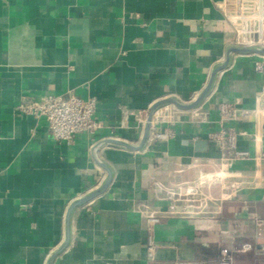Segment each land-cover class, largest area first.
Wrapping results in <instances>:
<instances>
[{
  "label": "crops",
  "instance_id": "0c3cea01",
  "mask_svg": "<svg viewBox=\"0 0 264 264\" xmlns=\"http://www.w3.org/2000/svg\"><path fill=\"white\" fill-rule=\"evenodd\" d=\"M223 2L0 0V264H177L253 240L264 217V174L254 160L235 164L240 187L208 214H160L153 223L140 212L171 205L151 175L181 182L207 171L192 164L219 158L208 135L223 125L242 133L239 148L255 156V118L223 121L219 105L264 107V72L254 67L264 53L234 51L242 48L223 32L202 27L223 19ZM207 89L194 108L175 103L193 104ZM50 95L95 99L101 129L67 144L45 118L18 112L21 102ZM155 108L169 121L159 130L174 136L143 143ZM234 264H264V252L236 254Z\"/></svg>",
  "mask_w": 264,
  "mask_h": 264
},
{
  "label": "built area",
  "instance_id": "2783aa9c",
  "mask_svg": "<svg viewBox=\"0 0 264 264\" xmlns=\"http://www.w3.org/2000/svg\"><path fill=\"white\" fill-rule=\"evenodd\" d=\"M219 8L223 11L222 20H202L205 30L223 32L233 48L257 49L264 53V0H225ZM259 73L264 72V62L257 61L254 65ZM236 102H224L219 105V112L223 121H237L255 118L257 130L252 134L255 142V156L249 150L239 148L238 137L240 132L235 128L215 130L208 135V141L214 145L219 158L207 161H196L193 167H206L199 178L181 182H166L151 175V188L155 193L161 194L163 200L171 203L169 210H151L144 205L140 212L147 214L153 223L161 220L160 214H182L184 216H201L208 214L210 205L232 197L241 183V175L234 170L236 163L254 160L260 164L264 174V150L261 147L262 130L264 129V107H240ZM20 114L45 118L48 122L52 137L56 141L70 144L79 134H96L102 127L96 119V100L80 99L76 96L64 98L62 96H46L40 101L25 100L18 107ZM162 109H153L150 118L149 136L151 139L167 140L174 136L171 129L159 130V125L165 119L157 117ZM161 119V120H160ZM169 122V121H167ZM223 123V122H222ZM219 190L217 195L214 190ZM176 207H181L179 212ZM255 231L252 241L235 243L232 247H224L214 259L198 260L194 262H179L177 264H234L235 256L246 252H264V217L255 219ZM149 254L152 256L156 250L153 240L149 242Z\"/></svg>",
  "mask_w": 264,
  "mask_h": 264
},
{
  "label": "water",
  "instance_id": "95a60500",
  "mask_svg": "<svg viewBox=\"0 0 264 264\" xmlns=\"http://www.w3.org/2000/svg\"><path fill=\"white\" fill-rule=\"evenodd\" d=\"M234 51H237V52H251L250 50H247V49H236ZM209 89V88H208ZM208 89L205 90V92L200 96V98H198V100L196 102H194L193 104H190V105H181V104H178L177 102L176 105H178L179 107L183 108V109H191V108H194L196 107L202 100L203 98L206 96V94L208 93ZM149 130H150V119L148 120L147 124H146V129H145V134H144V139H143V143L145 142V140H147V137H148V134H149ZM123 145H126L128 146L127 144H123ZM198 145L200 146L199 148L200 149H203L205 148L207 145H208V142L207 141H199L198 142ZM129 147V146H128ZM100 192H97L96 194H99ZM95 194V195H96ZM91 196L88 198L90 199ZM87 199V200H88ZM79 204V203H78ZM77 204H74L70 210H69V213H68V220H67V223H68V227H69V222H70V214H71V211L72 209L76 206ZM69 237V228H68V234H67V238ZM67 247V244H65L60 250H58L53 256L52 258H54L55 256H57L58 254H60L65 248Z\"/></svg>",
  "mask_w": 264,
  "mask_h": 264
}]
</instances>
